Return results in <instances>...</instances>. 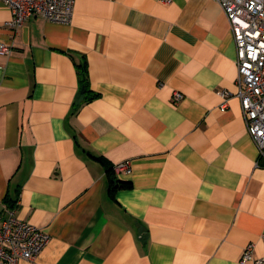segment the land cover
Returning a JSON list of instances; mask_svg holds the SVG:
<instances>
[{"label":"crops","instance_id":"obj_1","mask_svg":"<svg viewBox=\"0 0 264 264\" xmlns=\"http://www.w3.org/2000/svg\"><path fill=\"white\" fill-rule=\"evenodd\" d=\"M11 20L0 0V224L14 211L50 236L19 264H241L251 244L264 259V158L215 0H76L69 24Z\"/></svg>","mask_w":264,"mask_h":264},{"label":"built area","instance_id":"obj_2","mask_svg":"<svg viewBox=\"0 0 264 264\" xmlns=\"http://www.w3.org/2000/svg\"><path fill=\"white\" fill-rule=\"evenodd\" d=\"M10 9L13 29L41 17L56 24L72 21L76 0H1ZM170 0H162L168 3ZM224 12L233 34L238 67V94L250 138L264 158V0H215ZM12 46L0 43V55H8ZM176 100L182 95L177 93ZM230 93H223L224 100ZM226 104L223 105V109ZM116 174L131 173L129 161L114 166ZM50 243V236L37 226L19 220L8 211L0 224V264L34 261ZM241 264H264L254 255V245L243 251Z\"/></svg>","mask_w":264,"mask_h":264},{"label":"trees","instance_id":"obj_3","mask_svg":"<svg viewBox=\"0 0 264 264\" xmlns=\"http://www.w3.org/2000/svg\"><path fill=\"white\" fill-rule=\"evenodd\" d=\"M79 73H80L82 88H84L86 95H90L89 94V90H88V81H87V76H86V68L81 66L80 69H79ZM110 170L113 171V168H111ZM111 186H112V190H115V189L118 188V186L116 185V183L114 181L111 182ZM123 187L127 188L129 186L128 185H123Z\"/></svg>","mask_w":264,"mask_h":264}]
</instances>
